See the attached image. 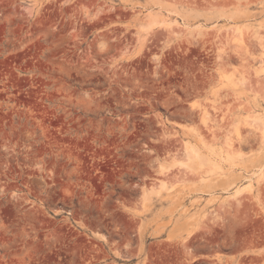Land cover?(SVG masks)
Listing matches in <instances>:
<instances>
[{"label":"rangeland","instance_id":"374dc122","mask_svg":"<svg viewBox=\"0 0 264 264\" xmlns=\"http://www.w3.org/2000/svg\"><path fill=\"white\" fill-rule=\"evenodd\" d=\"M0 264H264V0H0Z\"/></svg>","mask_w":264,"mask_h":264}]
</instances>
